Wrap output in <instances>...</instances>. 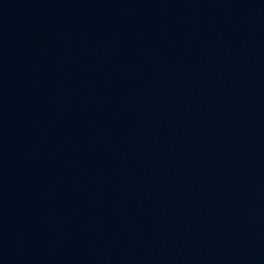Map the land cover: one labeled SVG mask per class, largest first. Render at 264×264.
<instances>
[{
    "label": "water",
    "instance_id": "obj_1",
    "mask_svg": "<svg viewBox=\"0 0 264 264\" xmlns=\"http://www.w3.org/2000/svg\"><path fill=\"white\" fill-rule=\"evenodd\" d=\"M0 264H264V0H0Z\"/></svg>",
    "mask_w": 264,
    "mask_h": 264
}]
</instances>
